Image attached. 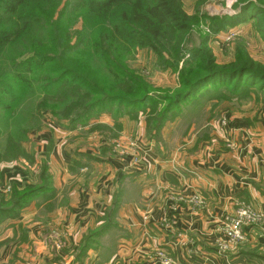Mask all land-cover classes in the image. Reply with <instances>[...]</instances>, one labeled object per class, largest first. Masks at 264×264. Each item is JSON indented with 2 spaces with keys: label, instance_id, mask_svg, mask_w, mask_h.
I'll return each mask as SVG.
<instances>
[{
  "label": "crops",
  "instance_id": "0c3cea01",
  "mask_svg": "<svg viewBox=\"0 0 264 264\" xmlns=\"http://www.w3.org/2000/svg\"><path fill=\"white\" fill-rule=\"evenodd\" d=\"M253 104L226 105V126L210 105L203 121L202 113L182 130L173 121L148 134L144 118L125 115L117 132L103 114L95 124L104 132L91 130V121L69 134L56 131L62 137L54 135L52 178L64 184L69 135V203L45 217L29 207L6 223L0 264H73L83 236L105 224L74 264H160L159 253L175 264H264V102ZM244 206L261 220L244 228L238 248L219 252L222 219Z\"/></svg>",
  "mask_w": 264,
  "mask_h": 264
},
{
  "label": "trees",
  "instance_id": "16d2710c",
  "mask_svg": "<svg viewBox=\"0 0 264 264\" xmlns=\"http://www.w3.org/2000/svg\"><path fill=\"white\" fill-rule=\"evenodd\" d=\"M233 10L232 16L216 20L211 28L214 34L251 23L264 38V0H236ZM196 22L184 12L182 0H0V109L12 115L24 95L39 98L34 113L27 117L32 120L26 118L23 125L27 127L18 132L20 140L11 134L10 139L17 142L15 150L31 132L32 121L39 126L35 115L45 110L61 116L59 120L73 130L112 106L119 116L131 119L148 109L147 133L156 134L207 83L210 87L215 80H224L222 86L233 83V91L240 87L249 99L258 94L255 91H264V66L249 57H236L225 69L208 60L202 64L207 37L191 44ZM138 50L152 52L171 71L182 59L177 88L156 95L150 84L125 70L123 60ZM74 54L88 58L90 68L70 63L76 59ZM234 97L244 99L240 93ZM43 174L39 186L21 191L12 187L11 198L0 197V229L17 220L31 201L50 194L45 188L50 177ZM109 226L105 224L100 232ZM100 232L83 236L73 264L82 260Z\"/></svg>",
  "mask_w": 264,
  "mask_h": 264
},
{
  "label": "rangeland",
  "instance_id": "374dc122",
  "mask_svg": "<svg viewBox=\"0 0 264 264\" xmlns=\"http://www.w3.org/2000/svg\"><path fill=\"white\" fill-rule=\"evenodd\" d=\"M182 1L184 12L190 17H195L197 20L192 29V36L194 37L190 38L191 44H194L198 39L203 40L207 37V39H205V46L203 47L206 53L203 57L202 64H204L205 60H208L216 68L225 69L233 63L236 57L241 58L246 56L251 58L256 64L264 66V38L255 31L251 23H246L235 28H227L219 34H214L215 32L211 29L216 26V20L232 16L235 13V10H233V4L236 3V0ZM210 36H212L211 39H209ZM196 46L199 47L198 45ZM72 56H76V59L70 63L74 62L75 64H78L83 70L90 68L88 58L78 54ZM185 58L188 59V57ZM178 61L174 63L175 70L171 71L169 67L163 68L162 66L164 65L161 64L163 62H159L152 52L148 50H138L130 57L125 58L122 65L125 70L137 75L143 82L145 81L150 84L156 95L164 96L167 95L168 90H174L177 88L178 73L183 64L182 59L181 61ZM177 63L178 66H176ZM66 79L69 80V75L65 80ZM224 82V80L221 82L220 80H215L211 84L212 87L208 86L209 83L200 87L199 90L195 91L194 95H192L187 102L181 104L174 113H182L183 116L181 118L176 117V119L171 115L161 127H169L173 124L172 122L175 121L179 126L177 129L182 130L187 126L192 125V123L190 124V120L193 117H199L202 113L201 121H203L205 113L210 109V105L213 107L212 110L217 107V111H219V125L221 119H224L227 124L230 112L226 105L235 103L238 106H243L247 105V103L249 105L254 103L253 105L255 106L261 101L264 102V91H255L258 94H261L263 100L258 94L249 99L244 97L248 94L246 90L238 87L233 91V83H228L226 86H222L224 85ZM34 88L36 87L34 86ZM236 93H240V98L244 99L238 98L239 100H237L236 97L231 98ZM0 99L2 100L1 96ZM38 100L39 98L37 99V97L27 98L24 95L21 98L22 103L20 107L16 109L17 107L15 106L12 109V115H9L10 112L2 113V110L0 109V197L3 196V199L1 200H7L9 197L11 198V193L13 191L12 187H16L17 190L21 191L39 186L42 183L41 179L46 176L44 174L41 175L45 171L50 177L48 181L49 183L47 182L45 186V188L51 191L50 194H46V197H37L25 208H33L35 211L39 212L40 216L45 217L48 216L49 211L55 210L58 207H65L69 203V135L66 136L67 143H65L68 144V146L62 147L63 157L68 164L62 167L63 171H61V174L66 178L65 181L63 180L64 184H61L59 187L58 181L56 180L53 182L52 178V175L57 172V167L55 164H51V153L54 144V135L62 137L56 135V131L64 135L69 134V131L75 129L70 130L67 127V122L59 120L61 116H55L49 110H45V112L35 115L34 118L38 120L39 126L36 127L37 123L32 121L33 126L31 132H28V135L20 141L21 146H18V149L15 150L17 142L10 139L11 134H17L20 140L18 132L19 130L24 129L23 127H27L23 125L24 120L27 117H30V113H34V107ZM3 102L4 104L6 103L5 101ZM115 110L116 106H112L106 111V113L103 111L99 112L82 127H89V122L91 121L93 129H100L104 132L107 127L105 125L97 126L95 121L105 114L106 117L108 115L107 118L113 123L112 130L120 132L121 123H119L120 120H116L120 117V114L119 111L115 113ZM148 113V109L137 112L138 117L141 118V120L142 118L145 119ZM27 119L29 121L32 120L29 118ZM143 124H145L146 128L145 121ZM43 133L50 134V137L47 139L46 137H42ZM116 138L117 137L113 134V138L111 139L114 140ZM83 140L85 141V139ZM114 147L115 146L112 144L111 149ZM73 158L77 160L76 156H73ZM92 162L93 160L88 164L91 165ZM75 165H78V163H75ZM55 185H57V187H55ZM63 186L65 187L63 188ZM61 192L63 193L62 199L59 197ZM52 247L56 249L54 242L52 243Z\"/></svg>",
  "mask_w": 264,
  "mask_h": 264
},
{
  "label": "built area",
  "instance_id": "2783aa9c",
  "mask_svg": "<svg viewBox=\"0 0 264 264\" xmlns=\"http://www.w3.org/2000/svg\"><path fill=\"white\" fill-rule=\"evenodd\" d=\"M221 126H226L225 120H220ZM261 214L253 212L244 206L237 210L235 215L225 216L221 221L220 233L222 241L219 243L218 251L229 253L238 248L244 241V228L261 220ZM160 264H175L165 254L159 253Z\"/></svg>",
  "mask_w": 264,
  "mask_h": 264
}]
</instances>
